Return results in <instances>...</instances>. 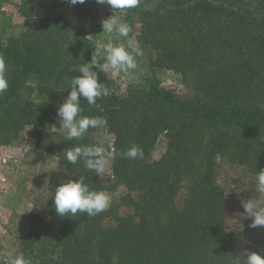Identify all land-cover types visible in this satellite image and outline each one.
I'll return each mask as SVG.
<instances>
[{
    "label": "trees",
    "instance_id": "obj_1",
    "mask_svg": "<svg viewBox=\"0 0 264 264\" xmlns=\"http://www.w3.org/2000/svg\"><path fill=\"white\" fill-rule=\"evenodd\" d=\"M10 2L0 0V12ZM18 8L22 31L5 38L0 22L9 85L0 94V145L30 130L65 179L51 180L43 213L30 214L12 255L1 258L0 247V264L20 253L29 264H244L245 251L264 254L263 229L249 227L250 219L229 226L228 191L219 177L222 164L254 180L264 170V0H138L124 9L128 21L140 24L150 68L179 74L191 90L166 88L153 72L119 93L99 73L110 94L95 106L82 98L81 115L107 117L112 143L104 146L115 156L109 181L65 154L99 144L93 137L99 128L71 141L55 130L57 108L71 78L97 55L96 40L86 29L73 30L57 0H27ZM98 8L86 0L72 5V15L92 20ZM133 145L143 156L125 158ZM80 176L97 191L119 190V197L94 217L58 216L55 188Z\"/></svg>",
    "mask_w": 264,
    "mask_h": 264
},
{
    "label": "rangeland",
    "instance_id": "obj_2",
    "mask_svg": "<svg viewBox=\"0 0 264 264\" xmlns=\"http://www.w3.org/2000/svg\"><path fill=\"white\" fill-rule=\"evenodd\" d=\"M0 12V22L4 28V37L18 33L23 30V18L20 14L19 5L27 0H10ZM59 12L70 22L73 30L80 28L90 32V36L94 37L97 44V57L104 58L105 53L102 47L105 43H112L117 46L131 41L132 47L140 45V24L137 19L128 21L125 18V10H115L109 4L99 3V11L95 19L78 21L72 15V5L66 0H57ZM37 14L39 9L35 8ZM116 11L119 19L126 22L132 29L128 38L120 37L116 33H103L101 21L109 18ZM142 55L136 58L137 67L128 74L105 73L106 78L111 81L112 87L119 93H126L127 86L141 82L145 77L151 76L155 72L166 88H173L182 95L190 92V86L187 85L182 76L166 70H152L148 63L147 52L142 51ZM40 105L45 106L46 100L33 93L30 96ZM58 109V108H57ZM60 123L58 118L55 122V130H59ZM97 141L111 144L112 136L104 127L99 128L93 135ZM161 150V146L157 152ZM219 177L227 188L229 207H228V224L230 227L237 228L244 220L252 218L242 207V202L253 197L261 198L264 203V195L261 196L255 189L256 180L248 179L239 169H232L222 164ZM53 178L65 179V175L60 172L55 164L54 157L48 155L35 147V142L30 135V130L18 142L10 145H0V247L2 249L1 258L12 255L13 246L17 236L24 234L27 229L28 217L31 213H43V207L49 195V184ZM106 181L112 179V171L110 165L104 174ZM109 193L108 191H104ZM110 194V193H109ZM264 230V227H260Z\"/></svg>",
    "mask_w": 264,
    "mask_h": 264
},
{
    "label": "clouds",
    "instance_id": "obj_3",
    "mask_svg": "<svg viewBox=\"0 0 264 264\" xmlns=\"http://www.w3.org/2000/svg\"><path fill=\"white\" fill-rule=\"evenodd\" d=\"M71 5L83 4L86 0H66ZM97 3L109 4L115 10L135 7L138 0H96ZM116 11L109 18L101 21L103 33H116L120 37L128 38L131 27L119 19ZM105 53V62L96 63V53L93 55L91 63L82 65L78 71L81 75L73 76L70 80V91L63 103L58 107L57 118L61 131L66 132V139L82 138L90 128H100L107 126V117L103 116H83L81 99L86 100L89 105L95 106L98 99L107 97L110 92L106 84L100 81L99 73H124L136 69V58L141 56L142 50L132 47L131 41L113 46L112 43L102 45ZM91 65L92 67H89ZM96 70H93V69ZM74 72L76 70H73ZM6 62L0 55V94L8 88L6 79ZM63 91V89H59ZM66 159L71 164L83 161L85 167L96 173L103 180L104 174L109 165L114 161L115 156L112 151L104 146L101 141L96 145L74 146L65 151ZM122 155L128 159H136L143 156V151L139 146L133 145ZM86 177L80 176L78 180L68 179L55 188L53 198L55 212L58 216H76L78 213H85L89 217H94L104 212L112 204L114 198L119 197V190L115 193H106L90 188L85 182ZM255 189L264 195V170L256 173ZM247 217L252 218L251 228L264 227V203L255 197L242 202ZM246 260L244 264H264V254L245 251ZM8 264H29L22 253L15 257H10Z\"/></svg>",
    "mask_w": 264,
    "mask_h": 264
}]
</instances>
